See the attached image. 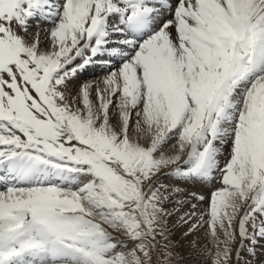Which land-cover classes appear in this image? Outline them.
<instances>
[{
  "label": "snow or ice",
  "instance_id": "snow-or-ice-1",
  "mask_svg": "<svg viewBox=\"0 0 264 264\" xmlns=\"http://www.w3.org/2000/svg\"><path fill=\"white\" fill-rule=\"evenodd\" d=\"M177 232L264 246V0H0V264H184Z\"/></svg>",
  "mask_w": 264,
  "mask_h": 264
},
{
  "label": "bare ground",
  "instance_id": "bare-ground-1",
  "mask_svg": "<svg viewBox=\"0 0 264 264\" xmlns=\"http://www.w3.org/2000/svg\"><path fill=\"white\" fill-rule=\"evenodd\" d=\"M105 71L106 68L102 64H96L90 66L84 72L79 74L74 87H79L81 83L99 78L100 76L104 75ZM165 183H170V181L166 180ZM182 187L186 192H197L203 195L204 191L202 192V190L200 189H204L205 186L200 187L196 185H182ZM197 238L198 237L194 236V237H189L188 239H181V233L177 232L176 239L179 241L181 245L179 250L181 251V254L184 257V264H196V261L199 259V256L191 249L189 243L190 240H195ZM250 259L253 260L254 264H264V246L258 247L257 255L255 257H250Z\"/></svg>",
  "mask_w": 264,
  "mask_h": 264
},
{
  "label": "rangeland",
  "instance_id": "rangeland-1",
  "mask_svg": "<svg viewBox=\"0 0 264 264\" xmlns=\"http://www.w3.org/2000/svg\"><path fill=\"white\" fill-rule=\"evenodd\" d=\"M205 187H206L207 190L205 189ZM205 187H204V189H200V190H202V192L204 191V192H203V195L206 196V195H208V192H209V190H210V186H205ZM208 188H209V189H208ZM204 193H205V194H204ZM201 195H202V194H201Z\"/></svg>",
  "mask_w": 264,
  "mask_h": 264
}]
</instances>
